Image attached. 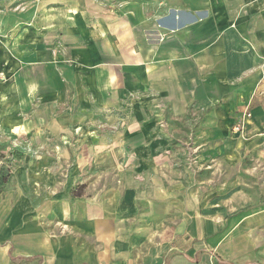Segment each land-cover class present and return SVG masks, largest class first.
Wrapping results in <instances>:
<instances>
[{
	"label": "crops",
	"instance_id": "obj_1",
	"mask_svg": "<svg viewBox=\"0 0 264 264\" xmlns=\"http://www.w3.org/2000/svg\"><path fill=\"white\" fill-rule=\"evenodd\" d=\"M0 109L3 133L46 131L53 156L82 147L79 171L107 178L70 199L2 196L0 264H264V0H0ZM191 110L188 138L229 178L214 214L144 159L166 112ZM141 205L151 227L132 235Z\"/></svg>",
	"mask_w": 264,
	"mask_h": 264
},
{
	"label": "rangeland",
	"instance_id": "obj_2",
	"mask_svg": "<svg viewBox=\"0 0 264 264\" xmlns=\"http://www.w3.org/2000/svg\"><path fill=\"white\" fill-rule=\"evenodd\" d=\"M1 111L0 109V126L2 124ZM245 115L246 118L252 117L250 111ZM198 119L192 110L184 118H174L167 111L161 123L165 128H170V131L168 130L169 133L167 132L164 138L158 140L159 144L147 147V149L150 148L151 154L144 159L161 157L157 159L162 170H165L164 177L167 181L164 186L160 182L157 185L161 188H168V182H172L173 187L179 186L181 188L177 190L179 196L174 198H186L185 195L188 194L195 199V203L200 204L199 209L195 211H201L203 214H214L218 212V208H214V206L220 205L222 200L230 199L232 194L230 195L228 192L219 194L217 191L221 184L228 183L229 180L226 174L223 175L222 164L214 162L212 154L206 152L204 146L194 142L192 144L191 139L188 138L193 136L194 139ZM161 123L159 124L161 125ZM16 131L13 136L0 131V155L2 156H0V198L15 193L25 195L34 200L35 204H38L41 200L51 198L53 195H59L61 198H73L75 194L84 189V186L86 188L85 194L89 186L101 185L102 181L105 183L102 185L107 184V178L100 171H97L94 165L88 164L79 171L78 159L86 153L82 147H77V154L70 156L67 160H59L52 154L54 150L58 151V148L53 147V140L46 131L41 133L48 139V145H38L35 137L31 139V134H25L21 137L22 131ZM186 138L188 139L186 140ZM61 148L68 150V147L61 146ZM103 149L99 152L100 154L109 152L106 150L109 149L108 147ZM166 151H171L170 163L165 161ZM121 152L122 150H119V153ZM133 154V150L129 148L125 149L123 156L126 155V158L131 161L134 160ZM126 166L128 170H134L136 174L137 172L143 174L148 171V165L145 162L131 161L129 163L126 161ZM189 201L192 203L193 200L190 198ZM172 202L176 204V202L183 203L184 201L177 199ZM177 209L180 210V208ZM189 209L191 211V207ZM139 211L140 217L138 219L131 217L126 223L128 231L132 235L139 232L143 233L144 229L151 227L149 225L151 221L146 219L148 207L141 205ZM219 211L223 212V210ZM64 226L57 224L60 234L69 232V229L65 230ZM57 233L58 231L55 234ZM134 237L130 235L127 238L130 240Z\"/></svg>",
	"mask_w": 264,
	"mask_h": 264
},
{
	"label": "trees",
	"instance_id": "obj_3",
	"mask_svg": "<svg viewBox=\"0 0 264 264\" xmlns=\"http://www.w3.org/2000/svg\"><path fill=\"white\" fill-rule=\"evenodd\" d=\"M1 156V155H0ZM2 157V156H1ZM0 194H1V192H0ZM74 196H76V197H80V196H82V194H81V191L79 192V193H77V194H75ZM14 262H18L16 259L14 260Z\"/></svg>",
	"mask_w": 264,
	"mask_h": 264
},
{
	"label": "bare ground",
	"instance_id": "obj_4",
	"mask_svg": "<svg viewBox=\"0 0 264 264\" xmlns=\"http://www.w3.org/2000/svg\"><path fill=\"white\" fill-rule=\"evenodd\" d=\"M27 200V199H26ZM11 215V214H10ZM31 216V215H30ZM9 220V219H8ZM26 221V220H25ZM27 225V224H26ZM35 227V226H34ZM4 231V230H3ZM68 251V250H67ZM66 255V254H65ZM66 257H68V256H66Z\"/></svg>",
	"mask_w": 264,
	"mask_h": 264
}]
</instances>
